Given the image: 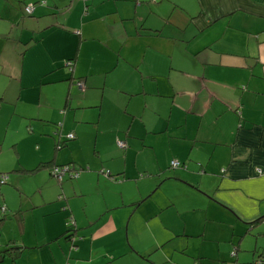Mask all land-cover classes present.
I'll use <instances>...</instances> for the list:
<instances>
[{
  "label": "crops",
  "instance_id": "obj_1",
  "mask_svg": "<svg viewBox=\"0 0 264 264\" xmlns=\"http://www.w3.org/2000/svg\"><path fill=\"white\" fill-rule=\"evenodd\" d=\"M10 1L0 173L33 189L0 188V264H264V0Z\"/></svg>",
  "mask_w": 264,
  "mask_h": 264
},
{
  "label": "rangeland",
  "instance_id": "obj_2",
  "mask_svg": "<svg viewBox=\"0 0 264 264\" xmlns=\"http://www.w3.org/2000/svg\"><path fill=\"white\" fill-rule=\"evenodd\" d=\"M1 1V4H0V7L2 8V6H4L3 8H2V11L3 10H8V6H7V4H6V2H5V0H0ZM8 1V3H10V6H11V1L10 0H7ZM9 24V23H8ZM10 25V24H9ZM177 105L179 106V109H180V111L181 112H178V114H179V116L178 117H176L177 119H176V121L175 120H173L172 119V117H171V120H170V122H171V124H174V125H176L178 122L180 123V120L181 121H183L184 120V116L186 115L188 118H190L191 119V114L190 113H184V111H185V109H184V107H183V105H184V101H183V99H180V100H178V102H177ZM184 109V111H183V109ZM174 112H176V111H174ZM190 119H189V121H190ZM175 121V122H174ZM177 129H183V128H181V127H178ZM187 129H190L189 127H187ZM69 134H71L73 137H74V135L70 132ZM189 134H191V132H189ZM188 140L190 139V138H187ZM123 141V140H122ZM190 141V140H189ZM87 148H89V144H87ZM89 151H91V148L90 149H87V153H89ZM86 154V153H85ZM83 155V154H82ZM86 155H88V154H86ZM78 156L79 157H81V155L80 154H78ZM84 157V156H83ZM175 160V159H174ZM160 161V160H159ZM172 161V160H171ZM176 161V160H175ZM170 163V162H169ZM68 165L69 166H72V167H75V166H73L72 164H70V163H68ZM47 172H48V174L50 175V171H49V169H47ZM40 173V172H39ZM11 174H14L13 172H6V173H1V175H5L6 177H8L9 175H11ZM15 176H16V179H17V185H19V187L16 185V184H12L11 182H10V180H7L6 182H4V183H0V188H2V187H10V189H9V191H10V195H9V197L7 196V197H5V198H7V201H12V200H17L22 206H25L26 204H25V202H26V197H22V194H26V195H28L27 194V192H24V190L27 188V189H30V190H32L33 189V187H29L28 185H30L31 184V182H32V180H33V178H29L27 175H20V173H15ZM51 176V175H50ZM50 179H52L55 183H58L56 180H55V178L54 177H50ZM21 189V190H20ZM22 189H24V190H22ZM19 192H21L22 194H20ZM3 193V192H2ZM25 195V196H26ZM58 197H62V196H58ZM33 199H37V197H33ZM59 200H63L62 198H60ZM1 207H4L3 206V200H2V198H1V195H0V208ZM6 213H8L7 212V210H6ZM8 224H12V222L11 221H5V223L2 225V227H1V229H0V248H2L3 247V244L5 243V242H3V240H2V238L8 233ZM263 229H264V224H263ZM258 231H261L262 232V229L261 230H258ZM262 233H264V232H262ZM8 237H6V239H7ZM261 238V237H260ZM255 264V263H254Z\"/></svg>",
  "mask_w": 264,
  "mask_h": 264
},
{
  "label": "trees",
  "instance_id": "obj_3",
  "mask_svg": "<svg viewBox=\"0 0 264 264\" xmlns=\"http://www.w3.org/2000/svg\"><path fill=\"white\" fill-rule=\"evenodd\" d=\"M136 3H139L140 2V0H134ZM25 6H26V4L23 6V10H24V13L25 14H27V15H29V14H31V12H26V10H25ZM71 64H72V61L71 60H67V62H66V66H68V69L70 70V68H71ZM79 83V81H77V82H75V85H77ZM65 139H69V138H66V136H65ZM63 143H64V141H62V142H58V143H55V145H54V148H59V147H61V145H63ZM171 162V161H170ZM177 162V161H176ZM47 163H39L38 165H36L33 169H31V171H34V170H37L38 168H40V167H44V166H46V167H48V168H50V166H52V165H46ZM68 165V163H64V164H54V165ZM177 165H178V162H177ZM176 165V166H177ZM170 166H171V164H170ZM80 170H81V167H78V175H79V172H80ZM105 171H103V175L105 174L104 173ZM0 175H1V173H0ZM77 175V176H78ZM104 176H108V177H112V175L110 174V173H108L107 175H104ZM73 178H76V177H64L63 179H73ZM62 179V180H63ZM61 180V181H62ZM5 182V181H4ZM3 182V183H4ZM58 182V181H57ZM60 182V181H59ZM4 209V207H1L0 208V210H3ZM20 214H21V210H17V211H15V212H13L11 215H13V216H16V218H19L20 217ZM6 218V214L4 213V214H2V216H0V227H1V224H2V222H3V220ZM70 218V217H69ZM260 218H257L255 221H253L252 223H255V222H257L258 220H259ZM72 220V219H71ZM68 218L66 219V227H65V230H64V232H63V234H62V236L66 239V240H70L71 238H72V240H74L73 239V233L75 232V227H74V225H73V222L71 223V224H68ZM70 247H72V248H74V245H72V246H70ZM15 247L14 246H11V245H8V246H6L5 248H3V249H1L0 250V260L5 256V255H10V256H12V258H13V256L14 255H12L11 253H12V251H13V249H14ZM229 254H230V257H233L234 255H235V250L234 249H231V252H229ZM65 263H67V261L65 262ZM68 264V263H67ZM234 264V263H233ZM237 264V263H236Z\"/></svg>",
  "mask_w": 264,
  "mask_h": 264
},
{
  "label": "built area",
  "instance_id": "obj_4",
  "mask_svg": "<svg viewBox=\"0 0 264 264\" xmlns=\"http://www.w3.org/2000/svg\"><path fill=\"white\" fill-rule=\"evenodd\" d=\"M25 10L26 12H31L32 11V5L31 4H28L25 6ZM78 86H80V83L77 84ZM73 136L71 134H66V138H72ZM116 146L118 148H124L125 147V143L124 141L122 140H116ZM171 166L172 167H175L177 165V162L175 160H172L170 162ZM49 171H50V175L52 177L55 178L56 181H61L64 177H77L78 175V167H72V166H69V165H52L50 166L49 168ZM105 174L104 175H107L109 172L108 171H105L104 172ZM6 179V176L5 175H0V183H3ZM68 224H71L72 223V220L71 218H68ZM67 264V263H65ZM192 264H195V263H192ZM236 264V263H234Z\"/></svg>",
  "mask_w": 264,
  "mask_h": 264
}]
</instances>
